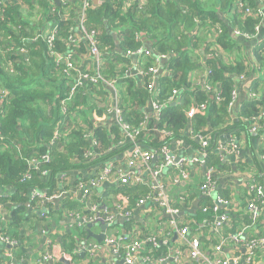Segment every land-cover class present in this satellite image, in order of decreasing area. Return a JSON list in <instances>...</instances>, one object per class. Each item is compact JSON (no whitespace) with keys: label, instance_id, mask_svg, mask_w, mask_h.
<instances>
[{"label":"crops","instance_id":"0c3cea01","mask_svg":"<svg viewBox=\"0 0 264 264\" xmlns=\"http://www.w3.org/2000/svg\"><path fill=\"white\" fill-rule=\"evenodd\" d=\"M67 1L81 4V11L84 12L82 0ZM87 1L96 5L109 0ZM133 1L137 2L138 0ZM143 1L139 0V5ZM227 1L225 5H222L223 0H218V2L205 0L206 4L201 6L211 12L214 19H210V22L194 19L192 24L181 29L183 31L182 38L184 36L187 38V44L181 51L183 54H179V56L175 52L176 48L173 49L172 45L170 48L166 47V52H155L154 42L145 38L141 40L142 50L140 53L137 51L125 52L117 40V34L109 31L112 38L115 39L112 49L114 53L113 56L108 57L106 64H112L116 68L115 71L119 73V76L111 81H107L101 76L100 69L94 64L91 56L83 55L86 53L83 50V45L72 46L71 42L67 44L70 46L68 51L74 55L71 63L76 68V74L92 73L94 75L98 73L100 75L99 82L103 84L105 94H107L106 107L111 108L109 113L81 111L78 118L89 116V122L92 125L104 129L119 126L116 109L121 108L123 95L138 90L140 87L148 98L130 101V103L134 104L133 108L147 120L154 117L150 95L144 89L146 81L151 76L148 72L149 68L155 69L153 79L156 86L167 88L166 96L169 98L167 106L170 107L168 110H180L177 106L182 98L186 107L180 111H185L186 115L188 111L199 104V102H194L198 99L197 94L203 97L205 95L204 98L209 96L204 101L215 103L214 93L217 91L222 93L220 83H214V91L210 92L197 91L196 84L203 83L205 85L204 81L209 78L213 70H218L226 75L228 71L235 70L238 65H241L246 76L240 79L235 74L231 75L235 84L231 91V102L227 105V118L222 124L209 129L210 138H208L213 146L216 160L213 158L211 161L209 154L201 149L199 141L192 137L191 120L193 118L186 116L189 122L187 129L182 132L183 136L169 147L173 165L159 170L163 159L158 156L154 158V156L147 167L141 169L143 170L142 183L137 184L140 185L138 188L148 190L151 197L149 196L139 203H133L129 197L123 196L127 189L118 187L119 183L101 184L92 190L89 204L107 206L108 212L113 216L111 223L101 218L93 223L88 222L92 211L90 206L84 203L86 196L83 191L89 186L81 190L76 188L79 181L86 179L85 183L90 182L99 169L98 165L72 172L67 174L68 177L66 174H58L55 187L52 189L47 187L46 189L36 187L30 189L25 197L26 200L21 203L8 200L9 196L15 192L14 188L0 187V233L4 231L11 242H0V264H58L57 261L61 255L70 264H125L123 247L120 249L117 246H108V249L105 250L99 248L93 255L89 250L94 244L101 246L108 240L123 243L130 240V237L139 238L145 244L147 240L154 238L156 243L155 246L148 244L151 247L144 244V248L136 256L134 264H204L199 259H191L187 254L184 247L185 238H182L177 230L181 228L188 230L195 225L193 228L195 235L198 238L203 237L209 229L204 227L203 221L200 222V206L204 202L215 201L219 189L228 193L229 201L223 206L227 213L228 225L235 223L238 231L245 228L246 235H250L252 238H264V199L255 200L257 205V216L255 217L251 215V211L247 207V202L254 195L255 184L264 187V118L261 119L262 129L254 132L252 131L253 115L245 118L242 114L248 103H252V108L257 109V105L262 104L261 100L264 99V89L261 87V90L259 88L253 90L252 87L253 84H256L255 79H259L264 74V17L251 18L258 28L256 35L252 40H242L235 33L245 20L240 14L235 13L237 0H229L230 4ZM246 1L255 12L263 8L261 0ZM12 2L14 3L16 0H0V6ZM210 26H214L217 30ZM257 46L263 49L258 56H256V52L254 55ZM214 50L220 53L217 58ZM184 52H186L189 63L185 60ZM178 57H180L183 67L187 64L192 69L187 74L188 86L191 90L181 87L169 91L172 88V83H170L172 81L171 65ZM173 91H176V94ZM193 92L195 93L192 95ZM252 92L256 94L253 96ZM4 97L0 90V102ZM253 97L255 100L252 99ZM127 98L129 100L130 96L128 95ZM130 103L128 102L129 105ZM206 111V109L197 110L196 113ZM157 119L154 117L155 121ZM157 130L162 135L170 134L166 130ZM111 138L113 139V135ZM111 145L113 146V144ZM143 150L150 152L145 148ZM129 154L111 155V160L122 170L123 174L130 170L127 164ZM179 166L186 171L185 177L178 172ZM210 169L216 188L206 195L201 192L200 185L205 173ZM137 170V168L134 169V171ZM155 170L158 171V174L152 176V172ZM257 175L260 178H257ZM137 185L127 187L136 190L138 189ZM160 193H163L173 209L179 211L172 218L166 214L156 200ZM67 199L72 206H63V202ZM117 205L127 208L126 211L122 210L121 213H117ZM19 208H22V211L16 215L15 222L13 212ZM98 209L100 208L98 207ZM171 220L174 221V224L170 223ZM189 222L192 224L187 228ZM86 224L107 225L104 231L106 240L99 244L90 238L86 242L87 233H80L82 229H86ZM91 232L95 235L102 233L97 225L92 227ZM65 237H71L75 242L74 257L63 250L62 242ZM241 248L224 247L220 256L228 258L233 253L239 254L240 250L242 254L239 255L242 257L244 251ZM46 254H51L53 259L49 262L43 261L42 257ZM79 254H83V256L80 257ZM252 264H264V247L257 250Z\"/></svg>","mask_w":264,"mask_h":264},{"label":"trees","instance_id":"16d2710c","mask_svg":"<svg viewBox=\"0 0 264 264\" xmlns=\"http://www.w3.org/2000/svg\"><path fill=\"white\" fill-rule=\"evenodd\" d=\"M89 2L84 6V12L81 11V4L67 0L59 3L53 0H16L0 8V90L5 96L0 102V187L15 189L9 196V201L23 202L29 190L35 187L52 189L57 183L58 174H66L68 177L67 174L90 166L103 167L104 161L110 160L111 155L131 153L134 144L148 149L160 158L161 149L165 146L169 148L187 129L189 122L185 111H180L186 107L185 101L180 99L177 106L180 110L169 111L167 88H161L160 93L155 96L146 89V84L144 89L148 91L149 98H153L163 107L157 121L154 120L155 116L147 120L133 108L134 104L130 103L148 98L147 94L142 92L143 89L140 87L123 95L120 105L121 118L130 128L133 140L124 135L120 126L104 129L92 125L89 116L78 118L81 111L109 113L111 108L106 107L105 103L107 94L100 82L93 85L89 81H82L76 85V72H65V64L61 61L57 65L56 56L65 58L69 55L73 60L74 55L68 51L70 46L67 45L71 42L72 46L83 45V50L86 51L83 55L90 57V45L83 30L94 33L95 47L103 61L99 73L107 81L119 76L112 64H106L108 57L114 53L112 49L115 39L109 31L117 34V40L125 52H134L141 48V40L145 38L154 42L155 52H166V47L170 48L172 45L179 56L183 54L181 51L187 44V38H182L181 29L192 24L194 19L206 22L214 19L212 13L201 6L206 4L205 0H144L140 8L139 0L130 5H127L125 0H109L96 5ZM225 2L226 0H223L222 5H225ZM227 2L230 4L229 0ZM261 3L264 6V0H261ZM242 18L245 22L239 26V30L253 33L255 22L252 17ZM52 29H56V35L50 45L45 34ZM22 49L25 51L21 52ZM184 55L188 62L186 52ZM186 66H182L180 57L173 61L170 82L172 88L169 91L181 87L190 89L187 74L192 69ZM243 70L244 68L238 65L237 69L228 71L226 75L218 70H213L209 75L207 80L210 82L206 81L212 88L214 83H220L222 101H204L209 96L204 98L205 95L203 97L197 94L198 99L194 102H199L197 105L204 103L207 111L198 112L192 117L193 138L195 134L210 138L209 129L226 120L227 105L231 102V91L235 84L231 75L238 77L244 73ZM72 86H75L73 91ZM252 87L255 90L258 85L253 84ZM259 112L260 110L252 108V103H248L242 114L243 117L249 118L252 115L258 116ZM157 129L166 130L170 134L162 135ZM201 149L209 154L211 161L213 158L216 160L210 142L207 147ZM45 155L48 156V161L42 160ZM100 171L99 169L97 172ZM256 177L260 178L258 175ZM85 180L79 181L76 188H84ZM139 186L137 185V188ZM118 187L127 189L123 196L129 197L133 203L151 197L144 188L130 189L123 183H119ZM218 192V199L229 201L228 193L221 189ZM253 198L254 195L250 200ZM63 206L72 204L67 199ZM216 206L213 200L200 206V222L203 221L204 227L209 229L203 237L198 238L193 229L195 225L190 229L192 223H187V238L197 237L201 250L208 257H214V248L223 238L239 232L235 223L228 225L229 221L224 224V229L222 227L215 231L217 218L227 215L223 209L224 205L217 208ZM21 211L22 208H19L13 212L15 222L16 215ZM80 233L84 234L85 231L82 229ZM251 238L252 236L244 233V240ZM148 244L152 245L147 241L145 245ZM62 246L66 253L75 256L76 245L73 238L65 237ZM238 253L242 254L240 250Z\"/></svg>","mask_w":264,"mask_h":264},{"label":"built area","instance_id":"2783aa9c","mask_svg":"<svg viewBox=\"0 0 264 264\" xmlns=\"http://www.w3.org/2000/svg\"><path fill=\"white\" fill-rule=\"evenodd\" d=\"M60 2H64L62 0H59ZM84 6L87 5V0H83L82 1ZM131 2H133V0H126V4L130 5ZM1 8V6H0ZM235 13L240 14L242 17H264V6L262 8V10L260 11H254L247 3L246 0H237L236 4H235ZM0 16H1V9H0ZM257 25L254 26V32L253 33H249V32H242L240 30L236 31V36L239 37L242 40H252L257 32ZM83 30V28H82ZM84 35L86 37V39L89 42L90 45V55L92 60L94 61V64L100 69L101 65H102V59H101V55L99 54V52L97 51L96 47H95V39L93 38L94 33H87L83 30ZM56 35V29H52L49 30L48 33L45 34V37H47V42L48 44H52L53 42V38ZM25 50H21V52H24ZM137 53H140V50H136ZM61 61L65 64L66 68H65V72L68 71H75V66H73V64L71 63V58L70 56H65V58L61 57V56H56V64L58 65L59 63H61ZM148 72L151 74V76L148 78V80L146 81V89L151 93L153 92V95H157L160 93L161 87H157L156 84L154 83V79H153V74L155 73V69L154 68H149ZM239 78H244V75H240ZM101 80L100 75L94 74V75H89L87 73H77V77L75 80L76 85H78L80 82L82 81H89L90 83H92L93 85H96L99 81ZM204 92H210V91H214V88H212L210 85L205 84L204 85ZM262 88L264 89V83L262 85ZM75 89V86L71 87V90L73 91ZM174 94H176V91H173ZM220 92L217 91L214 93V99L216 102L221 101L220 98ZM254 94H256L255 92H252L251 95L254 96ZM252 99L255 100V98L253 97ZM262 101V100H261ZM151 102H152V107H153V111H154V116L157 118V116L159 115L161 109H162V105L159 104L158 102H156L153 98H151ZM206 108V105L204 103H201L200 105H197L195 108L191 109L190 111H188L186 113V116L189 118H192L197 110H204ZM257 109L260 110V112L258 113V116L256 117H252V121L254 126L252 127V131L254 132H258L259 130L262 129V122L261 119L264 118V101L263 103H259L257 105ZM112 114V112H111ZM121 111L119 108L116 109V117H117V121L119 126L121 127V130L123 131L124 135L129 139V140H133V134L130 131V128L125 125L122 122V118L120 116ZM260 122V123H259ZM251 128V127H250ZM192 133V132H191ZM194 138H196L199 143L201 148H205L208 146L209 144V140L207 137H205V135H200V134H195ZM155 156V154H152L150 152H147L145 150H143V148L139 147L137 144H134L133 150L131 151V153L129 154V158H128V166L130 168V170H128L126 173L123 174L122 170L118 168L117 165H115V163L110 159V160H106L104 161V166L100 167L99 169L101 170L99 173L96 172L95 175L91 178L89 183H86L84 187H88L89 188H85L83 191V194L86 196V199L84 201V203L88 206H90V210L92 211V215L89 217V219L87 220L90 223H93L94 221L101 219H104L106 221H108L109 223L112 222L113 220V216L110 212H108L107 206H97L95 204H89V200L91 198L92 195V190L95 189L96 187H98L101 184H117V183H123L126 184L129 187L132 186H136L137 184L141 183V175L143 174L141 170L143 167H147V165L149 164V162L153 159V157ZM160 158L163 159V162L159 165V170L161 168H167L173 165V160H172V156L169 152V148H167L166 146L163 147L161 149V153H160ZM42 160L44 161H48V156H43ZM137 168V171H134V169ZM98 169V170H99ZM97 170V171H98ZM178 172L185 177L186 176V171L179 166V170ZM42 174L44 175L45 172H42ZM158 174V171L155 170L152 172V176H156ZM96 176V177H95ZM79 187H82V185H78ZM255 189L254 190V198L250 201L247 202V207L248 209L251 211V215L253 217L257 216V205L255 203V200H262L264 199V187L258 184H255ZM216 188L215 183L213 182L212 179V170H208L205 175H204V179H203V184L200 186V190L202 193L204 194H209L210 192H213ZM146 200V199H145ZM158 200V204L160 205V207L162 209L165 210L166 214L172 218L173 216H175L179 211L177 209H173L169 203L168 200L166 199V197L163 196V193H160L157 197ZM144 201V200H142ZM216 203V208L218 206L221 205H225L227 204V202H225L222 199H217L215 200ZM98 207L100 209H98ZM127 208H124L123 206H119L117 205V209L116 212L117 213H121L122 210H125ZM126 211V210H125ZM126 215H128L126 213ZM228 222V218L227 215H220L217 218V221L214 224V229L215 231H219L224 224H226ZM171 224H174V221L171 220L170 222ZM86 226V225H85ZM245 231V228L242 229L241 231L237 232L234 235L229 236L228 238H223L221 240V242L214 248V252L215 255L214 257H208L207 255H205V253L201 250V245L200 242L198 240L197 237L188 239L187 237V229L186 228H181L178 229L177 232H179L180 236L182 238H185V251H187V254L191 257V259H199L202 261V263L204 264H252L253 261V257L255 256L256 252L258 249L263 248L264 247V238H251L248 240H244L243 239V233ZM106 240V238H105ZM148 242H150L151 244H153V246L156 245L155 243V239H149L147 240ZM0 242H9L8 236L5 234V232L3 231V233H0ZM124 243V244H123ZM123 243H115L113 240H108L106 241V243L104 245H91L90 247V254L93 255V253L96 251V249L101 248L102 250L108 249V246H117L121 249V247H123V254H124V261L125 264H134L135 263V259L136 256L139 254V252L143 249L144 246V242L141 241V239H134L132 237H130V240H126ZM227 246H231V247H236V248H243V255L242 257L239 254L233 253L231 254L228 258H224L220 256V253L222 252L224 247ZM241 248V249H242ZM115 251H117V249H115ZM53 258L51 256V254H46L42 257L43 261L49 262L51 261Z\"/></svg>","mask_w":264,"mask_h":264},{"label":"water","instance_id":"95a60500","mask_svg":"<svg viewBox=\"0 0 264 264\" xmlns=\"http://www.w3.org/2000/svg\"><path fill=\"white\" fill-rule=\"evenodd\" d=\"M56 3H58V1L56 0ZM156 158V156L154 157ZM94 225H97L100 227L102 233L101 234H98V235H95L91 232V229ZM86 224V229L84 230L86 233H87V236H86V242L91 238V239H94L97 243L101 244L105 241V234H104V231L106 230L107 228V225H101V224ZM79 256H83V254H79ZM58 264H70V262L65 259V257L63 255H61V257L58 259L57 261ZM121 264V263H120Z\"/></svg>","mask_w":264,"mask_h":264},{"label":"rangeland","instance_id":"374dc122","mask_svg":"<svg viewBox=\"0 0 264 264\" xmlns=\"http://www.w3.org/2000/svg\"><path fill=\"white\" fill-rule=\"evenodd\" d=\"M125 2H126V0H125ZM132 3V2H131ZM140 5H138V8H140L139 7ZM36 18V17H35ZM34 18V19H35ZM213 31V30H212ZM253 32H254V27H253ZM264 46V45H263ZM137 50H142V47L141 48H139V49H137ZM261 51H263V49L261 48V47H259V46H257V48H255V51H254V55H255V52H256V56H258L259 55V53L261 52ZM214 53H215V57L217 58V55L218 56H220V53L219 52H217L216 50H214L213 51ZM217 53V54H216ZM240 75H244V76H246L245 75V73H242V74H240ZM239 77V76H238ZM256 80V85H258V87L257 88H259L260 90H261V87H262V85H263V83H264V74L262 75V77H260L259 79H255ZM204 83L205 84H207V81L205 80L204 81ZM205 88H204V84L203 83H198V84H196V90L197 91H199V90H204Z\"/></svg>","mask_w":264,"mask_h":264},{"label":"bare ground","instance_id":"6f19581e","mask_svg":"<svg viewBox=\"0 0 264 264\" xmlns=\"http://www.w3.org/2000/svg\"><path fill=\"white\" fill-rule=\"evenodd\" d=\"M260 45H261V43H260Z\"/></svg>","mask_w":264,"mask_h":264}]
</instances>
